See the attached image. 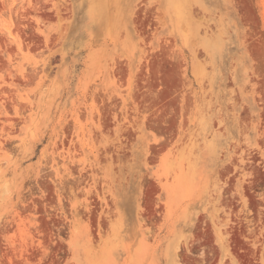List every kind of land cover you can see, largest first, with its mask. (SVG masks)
I'll return each instance as SVG.
<instances>
[{
	"label": "rangeland",
	"instance_id": "1",
	"mask_svg": "<svg viewBox=\"0 0 264 264\" xmlns=\"http://www.w3.org/2000/svg\"><path fill=\"white\" fill-rule=\"evenodd\" d=\"M0 264H264V0H0Z\"/></svg>",
	"mask_w": 264,
	"mask_h": 264
}]
</instances>
